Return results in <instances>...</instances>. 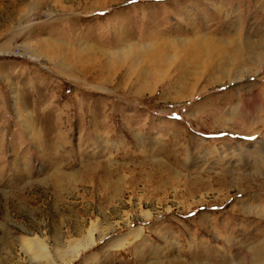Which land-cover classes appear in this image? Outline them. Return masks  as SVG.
<instances>
[{
    "label": "rangeland",
    "instance_id": "374dc122",
    "mask_svg": "<svg viewBox=\"0 0 264 264\" xmlns=\"http://www.w3.org/2000/svg\"><path fill=\"white\" fill-rule=\"evenodd\" d=\"M263 101L264 0H0V264H250Z\"/></svg>",
    "mask_w": 264,
    "mask_h": 264
},
{
    "label": "bare ground",
    "instance_id": "6f19581e",
    "mask_svg": "<svg viewBox=\"0 0 264 264\" xmlns=\"http://www.w3.org/2000/svg\"><path fill=\"white\" fill-rule=\"evenodd\" d=\"M204 39V38H203ZM260 42H262V41H260ZM260 42H258V41H256L254 44H253V46L251 45V42L250 41H247V43H246V46H251V48L252 47H256L257 48V46L260 44ZM233 45H235V43L233 42ZM238 45V44H237ZM236 46V45H235ZM249 47H248V49H249ZM254 47V48H255ZM218 48H220V42L219 41H216V40H214V39H212V38H210V37H207L206 38V40H205V42L202 44V48H201V53H202V55L200 54V53H196V56L195 57H197L198 59H199V57L200 58H202L203 56L204 57H210L211 58V56L212 55H214V54H220V56H222L221 55V53H217V49ZM241 48V47H240ZM235 51V50H234ZM233 51V52H234ZM238 51H239V53L240 52H242L243 50H241L240 51V49H238ZM236 52V51H235ZM238 53V52H237ZM263 56V55H262ZM215 57V56H214ZM219 57V56H218ZM230 58V57H229ZM240 58H241V56L239 55V57H237L236 58V60L237 61H239L240 60ZM216 59V58H215ZM214 59V60H215ZM232 59H234V57L232 58ZM222 60H224V61H221L220 63H225V64H228V65H232V63L231 62H229V60L228 59H225V58H223V56H222ZM213 61V60H212ZM211 61V59H210V61L209 60H207V62L206 63H204L203 62V65H204V67H205V70L206 71H211L210 69H212V68H217L218 69V67H219V65H217V64H214L213 62ZM235 63V62H234ZM201 64H202V62H201ZM219 64V63H218ZM237 66V65H236ZM232 70H227V76H229V78H230V76L231 77H233V75H232ZM236 72V71H235ZM243 72V71H242ZM240 74H241V71L239 72V74L238 75H234V78L233 79H235V78H237V79H239L240 77ZM245 76V75H244ZM176 79H178V78H176ZM232 79V78H231ZM236 79V80H237ZM241 79V78H240ZM263 100V99H262ZM255 102V101H254ZM254 102H252V103H254ZM264 102V101H263ZM262 102V104H264ZM252 106V105H251ZM250 107V106H249ZM254 108V107H253ZM252 110V109H251ZM234 114V113H233ZM253 115V114H252ZM254 115H257V114H254ZM237 116V115H236ZM246 117V116H245ZM244 116H243V118H245ZM252 117V116H251ZM236 118V117H235ZM238 118V117H237ZM248 118V117H247ZM254 118H255V116H254ZM239 119V118H238ZM240 119H242L241 117H240ZM239 119V120H240ZM248 120H251V118L250 119H248ZM258 122V121H257ZM240 124H241V122H240ZM264 125V124H263ZM257 176V175H256ZM36 245H35V249H37L38 250V248L40 249V251L42 252L40 255H36L37 257H36V260H42V262L44 261V264H57V262L56 261H54L52 258H50V256H48V255H46V254H48L47 253V247H46V245H44L43 244V242L41 241L40 242V240H37L36 242H34ZM87 245H88V243H87ZM29 246V245H28ZM40 246V247H39ZM255 249V248H254ZM253 249V257L250 259V264H264V247H260V248H258V249H255L254 250ZM37 250H36V254H37ZM76 252H78V249H73V251H69L68 249H64L62 252H60L57 256L60 258V260H64L65 259V256L67 255V254H69L70 255V253L71 254H73V253H76Z\"/></svg>",
    "mask_w": 264,
    "mask_h": 264
}]
</instances>
